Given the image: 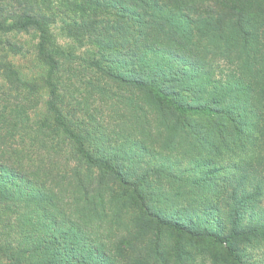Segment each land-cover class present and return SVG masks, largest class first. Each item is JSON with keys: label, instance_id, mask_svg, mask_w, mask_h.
<instances>
[{"label": "trees", "instance_id": "trees-1", "mask_svg": "<svg viewBox=\"0 0 264 264\" xmlns=\"http://www.w3.org/2000/svg\"><path fill=\"white\" fill-rule=\"evenodd\" d=\"M58 25L127 90L139 138L78 99L82 115L66 110L61 74L80 58ZM22 35L46 78L10 60ZM0 37V264H264V0H0ZM142 127L169 170L136 173L156 149ZM128 210L134 232L112 245L83 230Z\"/></svg>", "mask_w": 264, "mask_h": 264}, {"label": "rangeland", "instance_id": "rangeland-1", "mask_svg": "<svg viewBox=\"0 0 264 264\" xmlns=\"http://www.w3.org/2000/svg\"><path fill=\"white\" fill-rule=\"evenodd\" d=\"M61 31L60 25L57 27L54 26V35H55V40L56 44L61 45L63 48H65L67 51L75 52L76 56H78L80 59L75 62V64H69L65 66L64 72L61 74V77L65 83V87H63V95L65 96V105L67 106L68 103L70 104L71 107H75L76 112L79 114H83L82 111L79 109V105L76 104V99H78L81 103H83V108L85 106H88V104L91 107V112L93 115L97 116L100 120L94 119L95 121H98L102 127L103 131L106 130L108 134H110L111 131L113 130H118L119 133H124L125 135L130 134V129H136L134 130V136L135 138H139L138 132L140 131V128L137 129L138 124H137V114L139 111L135 110V105L132 107L131 104L132 99L128 100L127 99V90L125 88H119L118 86H115L111 83H106L100 76H98L96 73H94L90 67H89V58L88 54L90 53L87 50H92L91 47L87 49L81 48V46H87L89 41H84L83 43H79L75 41L74 39L71 40L66 37L65 33ZM3 40V38L0 37V42ZM5 40V38H4ZM13 41L12 39H10ZM19 43L23 44L24 46V55L20 56H12L10 55V60L13 61L14 64H16L21 71L23 72L24 76L26 78H40L41 75H44V78H46V73L47 69L39 64L37 61V58L34 54V49L33 45L35 44V40L31 38V36H26L22 35L17 38ZM90 42V41H89ZM13 43H15L13 41ZM55 43V42H54ZM1 47L3 48L2 43H0ZM89 46V45H88ZM221 64L219 67L220 70L223 68L222 71L223 74L229 75L233 68L228 65L227 63ZM81 65L84 67L81 68ZM260 68V67H259ZM71 69V70H70ZM67 70H70L69 73H67ZM219 70V71H220ZM100 86L99 88L96 87ZM108 85H111L108 87ZM9 85H3V92L8 89ZM103 86V87H102ZM42 102L47 99V95L44 91L41 94ZM42 104V103H41ZM33 105L36 106L30 107L32 111H36V114H38L41 111V107L39 108V105L37 103H33ZM39 108V109H38ZM138 109V108H136ZM66 110L71 111L72 109L67 106ZM80 110V111H79ZM135 110V111H133ZM131 111V112H130ZM130 112V113H129ZM153 130V135H149V133L146 132L145 127H142V134L144 138L156 149V153L154 151V154L149 156L147 159H145L144 163L141 165H137L135 167L136 173L141 174V176L144 174H152V172L155 170L156 167L164 166L166 170H169L174 163L173 160H168L166 156L167 151L161 152L162 150L159 147V137L156 136V131L155 129ZM134 138V137H133ZM134 138V139H135ZM133 140V139H131ZM129 141V140H128ZM127 141V142H128ZM126 143V142H125ZM31 147V146H30ZM29 148L28 152H33L31 151L32 148ZM27 148V149H28ZM38 148V147H37ZM153 153V152H152ZM39 154V155H38ZM42 154V155H41ZM37 158H40L41 156L44 157V153H37L35 155ZM34 156V157H35ZM44 163V159L42 160ZM176 168H179V165H175ZM188 162L182 167V169L185 170L187 168ZM168 171H165L163 174H167ZM185 173V171H184ZM165 182L166 179H164L163 182H160L156 179H152L151 183L153 188L156 186L157 188L153 190L152 192L158 194L160 190H163L165 187ZM154 183V184H153ZM182 184H189L187 181L182 180ZM186 190L188 193V198L183 197L182 198V204H188V201L190 197L192 196V193L195 195V199L199 196L198 193L196 194L195 191H193L192 186L186 187ZM188 200V201H187ZM71 209V208H70ZM201 211V210H199ZM128 215L124 216L122 219L121 225L117 226L114 222L115 218L107 217L104 219V222L100 223L102 227H92L88 228L87 226H83V230H88V233H93V237H97L99 241L104 242L107 245H112L115 243V241L119 240L122 236L127 235V228H130V232L133 233L134 231L132 230V224H131V219L134 216L131 210H128ZM108 213V212H107ZM197 214V211L194 212ZM109 214V213H108ZM72 220L78 221L77 218H79V215L72 216ZM79 222V221H78ZM113 225V226H112ZM199 264H210V260L206 259L203 263H200V260L198 261Z\"/></svg>", "mask_w": 264, "mask_h": 264}]
</instances>
